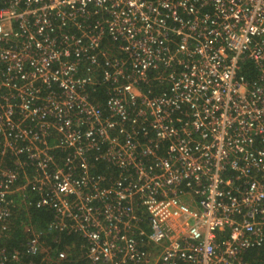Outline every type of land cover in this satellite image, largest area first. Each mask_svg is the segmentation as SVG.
<instances>
[{
  "label": "built area",
  "instance_id": "built-area-1",
  "mask_svg": "<svg viewBox=\"0 0 264 264\" xmlns=\"http://www.w3.org/2000/svg\"><path fill=\"white\" fill-rule=\"evenodd\" d=\"M263 245L264 0H0V264Z\"/></svg>",
  "mask_w": 264,
  "mask_h": 264
},
{
  "label": "trees",
  "instance_id": "trees-1",
  "mask_svg": "<svg viewBox=\"0 0 264 264\" xmlns=\"http://www.w3.org/2000/svg\"><path fill=\"white\" fill-rule=\"evenodd\" d=\"M20 213V211H19ZM29 213V217L31 222L36 226V227H43L45 222L50 218L51 214L48 210H39L36 208H29L28 210ZM16 217L18 218L19 215L17 214ZM17 222V221H16ZM22 232L20 230V228L17 226V224L13 225V229L11 232V235L9 237V239L6 241V246L8 248H12V247H18L19 244L22 242ZM46 244L53 246L52 241L50 240V238L46 239ZM71 238H67L66 236H64L63 238H61V243L57 246V249H63V244L65 243H70L72 241H70ZM56 256L53 252H52V256ZM246 258H256L260 261H264V245L256 250H250L247 251V253L245 254ZM74 259V254L69 255L66 259H64V261H60V264H75V262L73 261ZM46 264H50V263H46Z\"/></svg>",
  "mask_w": 264,
  "mask_h": 264
}]
</instances>
